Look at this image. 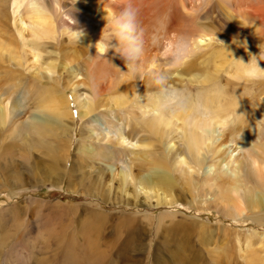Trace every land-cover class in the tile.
<instances>
[{"label": "rangeland", "instance_id": "rangeland-1", "mask_svg": "<svg viewBox=\"0 0 264 264\" xmlns=\"http://www.w3.org/2000/svg\"><path fill=\"white\" fill-rule=\"evenodd\" d=\"M91 1L37 0L42 21L31 27L24 22L25 0H0V264H264L258 246L264 242V178L258 183L248 170L250 159L264 158L262 145L254 144L264 128V80L226 73L235 66L232 58L246 63L249 53L264 51V25L242 11L264 9V0H137L147 29L143 57L156 65L153 71L200 100L219 85L229 107L225 119L236 107L242 114L213 137L192 130L190 122L168 123L167 109L156 111L158 118L150 111L148 71L138 69L131 80L111 48L102 55L96 49L108 17ZM172 8L194 25L183 20L177 33ZM87 9L94 14L87 16ZM207 27L216 34L199 41ZM76 30L84 33L79 42ZM233 37L245 47L232 44ZM217 57L226 60L218 72ZM108 62L118 74L112 87ZM257 66L264 69V61ZM207 75L212 80L203 83ZM121 92L130 100L112 106L111 97ZM76 96L91 102L87 115ZM132 126L141 129L121 143ZM142 136L147 141H135ZM161 157L172 199L166 194L156 202L134 175L160 166ZM118 170L129 173L121 189ZM216 198L237 199L238 213H226ZM259 248L262 261L248 263L247 249Z\"/></svg>", "mask_w": 264, "mask_h": 264}, {"label": "bare ground", "instance_id": "bare-ground-1", "mask_svg": "<svg viewBox=\"0 0 264 264\" xmlns=\"http://www.w3.org/2000/svg\"><path fill=\"white\" fill-rule=\"evenodd\" d=\"M25 1H26V6H25V15H24L25 21L24 22H27V24L29 26H31V27H38L41 24V21L42 20H41V16H40V12L41 11L38 8V6L36 5V1L37 0H25ZM126 2H127V0H94V2L91 1V4H92V8L105 7L106 8V16H104V17L105 18L106 17L109 18L112 15V13H114L115 11H118L120 9V7L123 4H125ZM132 2L135 5V7L138 6L137 0H132ZM179 4H180V2H179ZM144 5H145V3H144ZM171 5L174 6L176 4L175 3L174 4L172 3ZM244 9L245 10H242V11H244L243 14L244 13L247 14V16H245V17H247V19H255V20L261 22L264 25V9H262V8H253V7H246ZM83 10L84 9H82V11ZM170 12H172L171 14H172L173 19L176 20L175 23L179 26V27H177V30H176L177 33H179V32L182 33L183 32V29L181 28V23H182L183 20H187L188 23L192 21L193 23L190 24V25H194V21H193V19H192L191 16H187V18H185V16L184 15H181L176 8H172ZM93 14H94V11L92 9H87V16H92ZM79 18L82 19V16L79 15ZM188 18H190V20H188ZM175 20H173V21H175ZM22 23H23V21L21 19L18 21V23L16 22L17 26H19L20 28H23L21 26ZM151 25L153 26V25H156V24H155V22H153V23H151ZM97 26L99 27L98 23H97ZM141 27L143 28L144 32L147 31V29L145 28V24L144 23L141 24ZM207 30H208V33L209 34H201V35H199L198 36L199 37V41H205V38H208V37L210 38L211 36H213V35L216 34L209 27H207ZM102 31H104V30H102ZM195 32H196V30L194 28H192V27L189 28V34L194 35ZM95 33H97V32H95ZM146 35H147V33H146ZM260 37H263L264 38V32L263 31L260 33ZM96 49L98 50V46L96 47ZM115 56L116 55H114V56L111 57V59L113 61L114 60L115 61L117 60V58ZM108 57H110V56H108ZM121 61H123V60L120 58V61L119 62H121ZM149 61H150L149 58H146V57H143L142 58V60L140 62V66L138 68L140 70V72L148 71L149 74L151 72H154L153 71L154 70L153 67H155L156 65L154 63H152V62H150V64H148ZM217 61H219L218 62L219 64H216L215 65V67H216L215 68L216 69L215 71L216 72H218L220 70L219 69L220 65H222L224 62H226V60H220L217 57ZM113 63L109 64V62H108V64H109L108 65V71H109V73L111 75L110 76V75L107 74L109 76V78L107 79L109 81L108 82L109 84H111V82H113L115 73L117 74V72L114 70V67L115 66L113 67ZM104 65H106V63ZM98 66L99 67L101 66L100 63H98ZM120 66L122 67V64ZM94 67H95V69L97 68L96 66H94ZM104 67H106V66H103V68ZM103 70H101V71H103ZM230 70H232V72ZM87 71L89 72L90 70H87ZM105 71L107 72V70H105ZM226 73H230L229 75H230L231 78H241L243 80H246V78H247V77L244 76L243 71L237 65H235L232 69L226 68ZM103 75H105V74H103ZM99 77H100V75H99ZM117 78H119V77H117ZM93 80H92V82H93ZM117 80H120V78L117 79ZM211 80H212V76L207 75L203 79V83H206V82L211 81ZM124 81H126V80H124ZM129 81H131V80H129ZM94 82H96V80ZM199 82H201V81H199ZM104 84H105V82H104ZM127 86H130V85L127 84ZM111 87H112V84H111ZM105 88L107 90V87H105ZM122 88H120V89H122ZM110 89L112 90V88H110ZM123 90H120V91H123ZM211 90H212V88L207 91L206 96L201 99L202 102L200 104H198L194 109H189L187 111H180V110H175V109H171V108L167 109V111H168V115H167L168 118L167 119H169L168 120V123H171L172 121L177 122L180 119L184 124H187V123L190 122L192 124V128H193L192 130H197L199 132H204L205 134L211 135L212 137L217 132L220 135L221 132H222V130H223V128H224L225 123L228 121V118L227 119H225V118H226V116L228 114L229 107H227L226 104H225V102L222 101V97L213 95ZM113 94H111V95H113ZM124 95L125 94L120 95V96H117V97H111V99H110L111 105L113 104L114 106H117L118 107L120 105L125 104V102L127 100H130V99H125V96ZM76 98H78V103L80 105H82V107L84 108L83 114L87 115V113L90 112V109H91V106H92L91 105V102L89 100L81 99V98H83L82 96H76ZM158 110L161 111V108L156 107V106H153L150 103V111L151 112H156ZM155 115L158 118V117H160L161 113L156 112ZM39 119H45V118H39ZM40 122H44V121L43 120H40ZM138 129H141V127L136 128V127L132 126V127H129L128 131L127 130L123 131V133H124L125 136H123V137L120 138L121 143H123L124 140H131V139H133L130 136L129 131H136ZM258 131L261 132V134L260 133H257V138L254 139L255 140L254 144L255 145L256 144H261L262 145L261 148H264V128L263 129L258 128ZM262 133H263V135H262ZM138 140H140V141L141 140L147 141V138L145 136L135 137V141H138ZM191 140L193 142L195 141V137L192 134L190 135V143H189L190 152L192 151V142H191ZM180 148H181V146L177 144L176 145V150L178 151V153H180L179 152V149ZM238 151H240V152H250L249 149H247V148H245L243 146H238ZM162 162L163 161H162V157H161L160 162H159L160 163V166H157V167H154L153 165L152 166H148V172H146V173H144V174L141 175V172L139 170H137L135 172V175H134L135 180H137V182L141 186L142 192H144L146 194V196L147 195L154 196L156 202H159L160 198L161 197H164V195H166V194L169 195L171 197V199H172V196L170 195V190H169V182H170L169 179H170V177L167 176V172L168 171L165 170V169H163L164 165L162 164ZM180 162H182V160H180ZM248 170H249L250 173H252V175L256 178L257 182L259 183L264 178V158H260V159L257 160L255 157H253L252 159H250V163H248ZM128 174H129L128 173V170H124V171L123 170H118L117 171L116 177L119 178L118 179V182H117V184H118L117 187H119L120 189L122 188V185L124 183V178H126L128 176ZM258 188L261 189L260 187H258ZM136 197H137V195H136ZM216 200L218 202L222 203L223 209H224V211L226 213H231V214H237L238 213V211H237L238 209L237 208L240 207V206H239V201H238V206L235 203V201L237 199L235 200V199L231 198L230 200L226 201V200H221V198L220 199L219 198H216ZM261 200H262L261 197H255L254 198L255 204H259V202H260V204L262 205L263 202ZM174 225H175V223H174ZM181 228H184V227H181ZM168 229H170V228H168ZM170 234H168V235H170ZM187 235H185V236H187ZM187 237H189V235ZM185 240L187 241V239H185ZM258 246L260 248L263 247V249H264V242L258 244ZM250 248H252V247H250ZM260 248L258 250L255 249V251L253 249H247V251L250 253V254L248 253V256L246 257L247 258L246 261H248V263L254 262L256 260L258 262H261L262 261V258H260L259 255H258V252H259ZM175 254H176V257L178 258V253H175ZM85 257H87V256H85ZM179 257L180 258H183L181 256L180 252H179ZM84 259H87V258H84ZM91 261H89V262L90 263H93L94 262V261H92V262ZM184 264H185V262H184Z\"/></svg>", "mask_w": 264, "mask_h": 264}, {"label": "clouds", "instance_id": "clouds-1", "mask_svg": "<svg viewBox=\"0 0 264 264\" xmlns=\"http://www.w3.org/2000/svg\"><path fill=\"white\" fill-rule=\"evenodd\" d=\"M68 2L72 3L74 0H68ZM138 16L139 11L137 7H135L132 0H127L118 11L112 13L108 18V27L104 30L103 37L100 36L95 43L98 45L99 54L102 55L111 48L114 53L123 60L126 70L121 72L127 75L131 80H135L138 76V68L143 58L145 48V34ZM76 32L77 42H79L84 33L82 30H76ZM215 40L224 47L225 51H228L227 45L216 39V36ZM231 43L237 47H245V42L243 40H237L235 37L232 38ZM232 60L248 79L264 80V69L257 66L258 61H264V51L259 49L256 55L249 53L246 63L238 58H232ZM149 80L153 88L149 97V102L153 106L161 109L171 108L187 111L189 109H194L202 102L200 99L190 96L184 90L171 87L168 83V77L161 72H151L149 74ZM211 91L213 95L219 97L226 95L225 91L219 85H214ZM140 100L141 98L138 97L137 102H140ZM237 102L238 100H236V104ZM236 108L232 116L225 123L224 130L235 126L237 123L236 117L242 115L237 114Z\"/></svg>", "mask_w": 264, "mask_h": 264}]
</instances>
